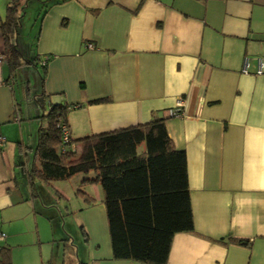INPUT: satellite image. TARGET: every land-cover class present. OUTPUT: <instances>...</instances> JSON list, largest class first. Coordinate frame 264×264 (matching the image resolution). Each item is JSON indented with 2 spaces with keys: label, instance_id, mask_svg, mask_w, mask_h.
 Returning <instances> with one entry per match:
<instances>
[{
  "label": "crops",
  "instance_id": "crops-1",
  "mask_svg": "<svg viewBox=\"0 0 264 264\" xmlns=\"http://www.w3.org/2000/svg\"><path fill=\"white\" fill-rule=\"evenodd\" d=\"M38 15L30 46L11 35L23 56L16 70L0 61V248L12 264H140L112 257L98 184L85 185L95 199L87 205L75 195L80 174L31 183L44 124L32 118L53 102L67 105L73 138L164 118L186 153L197 232L173 234L166 264H264V0H67ZM32 65L41 71L31 85L36 106L22 111L17 71L26 72L25 96ZM61 243L73 258L58 263Z\"/></svg>",
  "mask_w": 264,
  "mask_h": 264
},
{
  "label": "trees",
  "instance_id": "trees-1",
  "mask_svg": "<svg viewBox=\"0 0 264 264\" xmlns=\"http://www.w3.org/2000/svg\"><path fill=\"white\" fill-rule=\"evenodd\" d=\"M26 1L9 0L0 20L3 55L9 72L16 70L22 58L11 35ZM48 1L41 0V16L50 5L67 0ZM25 60L32 63L33 57ZM45 64L43 62L42 66ZM106 100L108 97L103 96L88 102ZM66 112V104L53 102L42 115L44 124L39 127L35 159L28 170L31 183L38 177L53 186L57 181L80 174L75 195L87 205L93 204L95 199L85 185L99 184L112 257L140 264H166L173 234L195 232V228L186 153L168 135L164 118L154 117L146 122L73 138ZM61 123L67 125L70 133L67 144L61 140ZM230 238L240 244L249 241ZM210 239L221 241L220 238ZM0 264H12L9 248L4 245L0 248Z\"/></svg>",
  "mask_w": 264,
  "mask_h": 264
},
{
  "label": "rangeland",
  "instance_id": "rangeland-1",
  "mask_svg": "<svg viewBox=\"0 0 264 264\" xmlns=\"http://www.w3.org/2000/svg\"><path fill=\"white\" fill-rule=\"evenodd\" d=\"M7 3V0H0V10L1 11H4L5 9V5ZM41 1L40 0H27L26 4L24 5V8H22V11H24L21 16L18 18L19 20V23L18 25L16 26V31L14 32L16 35V37L18 38V42L20 43L19 46L23 49H25L26 47H28V45L30 46L32 44V41L35 37V34H36V31H37V25H38V19H39V15L40 14V6H41ZM3 15V14H1ZM23 57V56H22ZM27 58V56H25ZM24 59V58H23ZM30 69L28 70V76L30 78V93L25 95V96H21V84H23L25 82V79H23V75L26 73L21 70V71H17V77H16V81H15V85H14V90H15V93L17 95V98H18V102L20 103V108L22 111H25V108L28 107V106H33L35 107V100L36 98H34V94H33V91L31 90V85L33 87V82H34V77L37 76V77H40V69H39V65H38V68L35 67V66H29ZM27 68V67H26ZM39 69V70H38ZM20 78H18L20 75ZM38 92V90H37ZM36 97L39 99L40 102H42V96L40 94L37 93ZM47 112V108L45 107L42 112L40 111L39 114H37L36 116H34L32 118V122H33V126L34 127H37L38 124H41V117H42V114L43 113H46ZM30 158H31V155L29 154ZM22 158H28V156L26 155H23ZM31 160V159H30ZM17 174L20 176V181H26V173H24V171L22 170L21 166L20 165H17ZM99 186V184H98ZM72 200H74L72 198ZM76 232V231H75ZM72 237H74L75 239V242L78 241V238H77V233L76 235L72 234ZM2 241V240H1ZM62 242V241H61ZM61 247L63 246V248L65 247L66 248V252H62L61 249L59 250L60 251V254L62 255H65L64 257H62L60 254L58 255V253H55L54 252V247H53V255L52 257H56V261L59 263V261H62V260H68V259H71L73 258L72 255L70 254V249L68 246H65L64 243L62 245V243L60 244ZM74 253V252H73ZM72 253V254H73ZM58 255V256H56ZM68 257V259L66 258ZM83 261V260H82ZM52 260L50 261V263L48 264H52ZM78 264H84L82 262H78Z\"/></svg>",
  "mask_w": 264,
  "mask_h": 264
},
{
  "label": "built area",
  "instance_id": "built-area-1",
  "mask_svg": "<svg viewBox=\"0 0 264 264\" xmlns=\"http://www.w3.org/2000/svg\"><path fill=\"white\" fill-rule=\"evenodd\" d=\"M89 46H91L89 44ZM4 55L0 53V61H2ZM246 66H247V59L245 58L244 59V64H243V69H246ZM257 67H258V70L257 71H261L262 69H264V61H262V59L259 57L257 59ZM170 113L171 114H174V115H178L180 112L178 109L176 110H170ZM60 127H61V140L63 143H66L69 141V136H70V133H69V130H68V127L65 123H61L60 124ZM3 140H4V137L2 135H0V145L3 143ZM70 146L73 148L74 145L71 143ZM5 232L3 230L0 229V240L4 239L5 237Z\"/></svg>",
  "mask_w": 264,
  "mask_h": 264
}]
</instances>
